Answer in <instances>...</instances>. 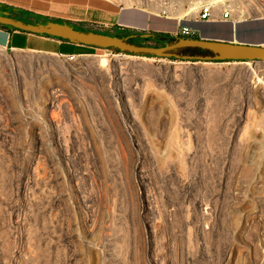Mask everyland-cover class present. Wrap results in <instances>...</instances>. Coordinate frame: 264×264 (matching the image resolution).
<instances>
[{"label": "rangeland", "instance_id": "rangeland-1", "mask_svg": "<svg viewBox=\"0 0 264 264\" xmlns=\"http://www.w3.org/2000/svg\"><path fill=\"white\" fill-rule=\"evenodd\" d=\"M111 1L130 12H144L152 21L167 19L173 23L171 26L176 24V28L187 24L198 32L193 31L198 37L224 40L218 35L210 36L212 30L209 24L212 23L194 19L178 22L167 13H153L135 0H131V5L125 1ZM139 1L143 3L145 0ZM148 1L173 2L176 5L179 0ZM254 3L264 9V0H255ZM255 4L244 2L243 5L251 12L250 16L238 21L231 13L232 20L243 22L264 17V12L258 14L254 10L258 8ZM130 15L136 17L140 25H145L146 18ZM16 16L28 21L25 16ZM29 20L43 21L36 18ZM217 22L215 24L226 28L230 24V20L218 19ZM75 26L111 35L151 33L141 27L119 30L82 24ZM202 32L210 37L203 36ZM169 36L176 37V34L174 32ZM38 47L53 48L49 43H40ZM70 48L65 46L61 51L68 52L72 50ZM81 50L80 54L72 56V60L67 58L71 55L64 57L26 50H5L10 57L15 52L33 54V59L24 60L18 68L23 70L25 78L17 75L13 59L0 56V264L23 263L16 257L12 258L19 247L14 241L13 233L19 230L14 214L24 208L15 190L20 172L18 168H26L32 159L40 160V178L46 185L45 196L42 197L45 208L31 206L33 211V208L38 211L29 212L31 219L28 218L26 224L39 225L31 230L32 247L28 245L26 248L30 246L33 256L37 253L38 259L31 258L25 264H150V258L155 255L166 258V264H183V261L184 264H255L254 260L261 258L259 247L264 240L261 227H255L256 224H264L259 219L264 213V185L259 188L253 186L257 171L264 164V99H256L252 92L246 90L244 79L237 75L207 78L193 73L174 78L135 67L126 70L124 84L128 87L127 97L125 93L119 96L117 92L107 96L106 92L104 94L106 88L100 86L105 78L102 76L113 72L116 58L130 55L88 46ZM84 56L104 57L107 65L102 71L89 67L73 76L59 68L62 63L77 65ZM130 57L169 64L189 62ZM157 79L164 81L163 88H159ZM51 89L57 97L53 107L46 103ZM130 105L143 122L144 128L140 132L131 130L134 122ZM246 115L252 118L247 119ZM59 133L68 138L73 147L67 161L58 148L56 136ZM252 134L255 138L251 137ZM189 136L195 137V142L190 143L194 146L193 165L185 160L190 146L187 145ZM147 141L151 144L150 148L146 145ZM148 150L152 152L150 159L146 157ZM210 151L215 160L212 169L201 164L205 156L211 154ZM246 151H249L248 154L251 152L248 162L251 160L252 163L248 164V168L242 166L238 159ZM221 157H226V165L220 183L218 173L223 170L222 164H219ZM164 165H174L183 173H193L194 178L187 194L174 186L167 187L169 198L176 204V215L171 223L163 220L160 199L153 194L155 182L161 185L159 176L165 169ZM247 169L251 170V174H247ZM210 173H213L212 177ZM242 184L248 187H240ZM238 189H241V198L232 200L229 193ZM140 194H149L147 197L153 200L151 210H143ZM55 196L59 199L54 200ZM84 198L88 202L85 204L90 206L86 205L88 210L83 205ZM212 198L222 208L215 224L223 225L225 230H216L205 241L196 243L186 226L193 221L192 205L189 203L194 199L206 202ZM61 228L70 237L59 242L58 248L56 236H59ZM42 230L49 234L45 235ZM189 250L195 254L193 261L185 260L186 256H193ZM224 250L231 256H223Z\"/></svg>", "mask_w": 264, "mask_h": 264}, {"label": "bare ground", "instance_id": "bare-ground-1", "mask_svg": "<svg viewBox=\"0 0 264 264\" xmlns=\"http://www.w3.org/2000/svg\"><path fill=\"white\" fill-rule=\"evenodd\" d=\"M120 1H125V2L128 3V5H131V3H133V1H131V0H120ZM135 1L137 3H139L140 6H144V7H146V9L152 10L153 13H155V14H158V12L159 13L160 12L167 13L169 15V17H171L174 20H177L178 22L179 21L181 22L182 20H185V19H191L193 17H197V14H198V12L200 10L201 5L210 6L211 9L214 12H217V14H218V12L221 13V14H223L222 13L223 11L229 10V11L233 12V14L237 15L240 18V20H242L245 17L250 16V14H251L250 10H248V8H246L243 5V3L248 1V3H250V4L252 2H253V4H255L254 3L255 0H179L178 2H176L177 3L176 5L173 2H170L168 4H165V3L163 4L162 2H159V1L158 2H155V3L154 2H151V1H148V0H145L143 3H141L139 0H135ZM257 6L258 5H256V7ZM254 10H256L258 14H261V13L264 12L263 7L261 9V6H258V8H255ZM218 15H220V14H218ZM30 54H29V52L28 53L15 52L12 55V57H10L6 53L5 49L0 47V56L5 57L6 59L11 58V59H13L16 62L15 70H16L17 75L20 76V77L23 75L22 74L23 73V70L22 69H19L18 70V68L20 67V64H22V62L24 60L25 61L26 60L28 61V60L33 59V57H32L33 54H32V56ZM67 58L69 60L70 59L71 60L73 59L72 56L71 57H67ZM106 61L107 60L104 57L84 56L82 58V60L80 61L81 63H77V65H72L70 63H64V64L62 63V64L59 65V68L61 69V71H64L67 74H70V75L73 76V75L80 74L82 72V69L84 70V69H87L89 67L90 68H93V69H95V67H96V68H99V70H101V69H103L107 65L106 64L107 63ZM131 67L138 68V69L143 70L145 72L151 70V71H154L155 73L164 74V76H165V74L166 75L173 76L174 78H177L179 76H183V75H186V74H193V73L201 74V75H203V76H205L207 78H217V77H223V76H229V75H237V76H239V77H241V78L244 79V84L246 86L245 88H246L247 91L252 92L254 94V97H256V99H257V97L264 99V65L263 64L260 65L259 63H256V64L252 65L251 63H248V62L247 63H218V64H215V63H201L200 64V63H189V62L188 63H182V62L179 63L178 62V63H171V64H169V63H166L164 61H154V60H151V59H142V60H139V59H136V58L130 57V56H125L123 58H116L114 60V62H113V68H114L113 69V72L112 73H108L109 75L102 76V77H105V78H103V80L100 82V86L106 88V91H104V94L106 92V95L108 94L107 96H112L113 95V92H117V95L121 96L122 93H125V95H126L125 97H127L128 93H129L128 90H127L128 87L125 86L124 83L126 81V75H127L126 74V70L128 71V69L131 68ZM105 74H107V73H105ZM25 75H27V74H25ZM31 75H33V74H31ZM31 75L29 76L30 78L32 77ZM160 76H162V75H160ZM23 77L24 76H22V78ZM158 79L156 81L159 83L160 80H158ZM157 85L159 86V88H163L165 84H164V81H161L160 84H157ZM55 94L56 93L53 91V89H51V90L48 91V96H47L46 103L50 107H53L56 104V98L57 97H56ZM256 99L254 101H256ZM131 105L129 106V108H130V111H131V114H132V117H133V122H134L133 125H132V129L131 130L133 131V129H134V130L140 132V130L143 127L142 126V123L143 122L141 123V121L139 119V116H137L138 114H137L136 110H134L133 106H131ZM245 118L250 119L252 117H248L246 115ZM254 131L255 130H253V132ZM118 136H120V135H118ZM251 137H254L255 138V134H252ZM56 139H57V142H58L59 151H60V153H63L64 154V158L66 159L67 156H69L71 154L70 152L73 150V147L70 146V140L68 138L66 139V137L64 135L63 136L60 135V133L56 136ZM189 139H190L189 140L190 142H188L189 144H187V145H190V143L192 145V143L195 142V137L194 136H192V137L189 136ZM231 139H233V138H231ZM251 139H253V138H251ZM67 140H69V141H67ZM144 140L146 141V138H144ZM148 141H147L146 145L148 146V148H150V145L151 144L149 145V142ZM67 142H69V143H67ZM135 142H136V144L138 146L139 143L137 142V140ZM241 144H243V143L241 142ZM191 145L188 146L189 147V150H187V152H186V159L185 160H187L190 164L193 165L192 162L195 161L194 160L195 156H194V150H193L194 149V146H191ZM208 148H209V146H208ZM209 150H210V148H209ZM249 151H251V150H249ZM249 151H246L247 153H245L243 155H240L238 157V159H239L240 163L242 164V166H244V167L246 166V168H248V166H249L248 164H251L252 163V162H250L251 160H249V162H248V158H249L248 155H250V153H251L250 152L248 154ZM91 152H92V150H91ZM148 152H149V154H148ZM148 152H147V154L146 153L145 154H146V157L150 159V158H152V157H150V152L151 151L148 150ZM210 153H211V151H210ZM205 158L206 159L205 160L203 159V161L201 162V164L204 165V166H206V167H208V168H210V169H212V167L214 165V162H215L213 153L209 154L207 157L205 156ZM65 161H67V159ZM219 161H220L219 164L221 163L222 166H223V170H221L218 173L219 182L221 183L222 182V179L224 178V172H225V170H224L225 167L224 166L226 165V157H223V158L221 157L219 159ZM38 162H40V160H38V159H36V160L35 159H32L28 163V166L26 168H24V169L21 168V170H20V168H18V171H20V172H19L18 178L16 179L17 182H16V190H15L16 194L15 195H16L17 198H19V199L21 198L22 199V201H23L22 204L24 205V208L23 209L21 208V210L19 212H17L16 214H14L15 217H16L15 222H18V224H16V225H18V227H19L18 228L19 229L18 232L13 233V234H15L14 235V241L18 244L19 247L17 246L18 249L15 250V252H14V255L15 256H12V258L13 257H16L18 259V260L16 259L17 261H19V262L21 261L23 263L24 262H28V260H30L31 258L33 259V258L36 257L38 259L37 253H35L36 255L34 254L35 257L33 256V254H32V251L33 250H31L32 245L30 243L31 242L33 243L34 242V241H31V239H32L31 230H32V228L34 229V226L39 225V224H32L31 222H29V224H26L27 223V219L30 218L29 212H31V210H32L31 209V206L32 205H33V207H35V206H38V207L41 206V207L45 208V206H44V204L42 202V197L45 196L44 193L46 192V189H45L46 188L45 187L46 185L45 184L44 185L42 184L43 183L42 182L43 180L41 181V178H40V167L38 166V164H40V163H38ZM154 164L156 165L155 162L153 163V166H154ZM217 164H216V166H217ZM163 167L165 168L164 171H163V173L162 174L159 173L160 174L159 178H160L161 181L158 179L161 182V185H159V183H156L155 182L154 193L153 194H155L156 198L158 197L160 199V203H161V207H162L161 208L162 210H160V211H162L161 212V216H162L163 220L165 221V223H171L173 221V217H175L174 214L176 212V208H175L176 207V204H175V202H173V200H171V198H169V192L167 191V187L172 188V186H174L175 188L178 189V191L187 194L188 191L191 189L192 185L194 184V178H193V173L192 174L191 173L190 174H187V172L183 173L177 167H175L174 165H169V166H166V167L164 165ZM210 169H208V170H210ZM215 170H217V169L215 168ZM153 171H155V170H153ZM217 171H219V170H217ZM211 172H213V171H211ZM210 174H211L210 177H212V174L213 173H210ZM247 174L248 175L251 174V170L250 169H247ZM153 176H154V172H153ZM155 176L157 177L156 174H155ZM147 178H149V177H147ZM253 182H254L253 186L255 185L257 188L262 187L264 185V164L263 163H262V165H260V168L258 169L257 175L255 177V181H253ZM40 184H41V186H40ZM91 184H93V183H91ZM94 184H95V182H94ZM47 185H48V182H47ZM245 186H247V185H245ZM245 186L242 184V186H240V187L243 188ZM241 189L234 190V192H230L229 193V197L232 200L233 199H240L241 198V195H240ZM226 195L228 196V194H226ZM147 196H143L142 194H140V200H141L142 208L145 211H147L149 209L150 210L152 209L151 208V204H152L151 201H153V200L150 201V199H149L150 197H147ZM56 197L57 196H55L53 199L55 200ZM40 199H41V201H40ZM58 199L59 198H57L56 200H58ZM186 199H187V197H185V200ZM215 199H217V197ZM215 199L212 198V199H210V200H208L206 202H203L202 200L199 201V200L194 199V200H192L189 203V204L192 205V212H193L192 213V216H193L192 219H193V221H191L190 224H186V226H188V228H189L190 237H193L196 243L197 242L199 243L202 240L205 241V238L208 237V236L210 237V235L213 232H215L216 230L217 231L218 230H220V231H224L225 230V228L223 227V225L215 224L216 221H217L218 216L221 215L219 213L221 212V209H222V208H219L218 204H216V200ZM43 200H44V202H46L45 199H43ZM86 202L87 201H85V198H84L83 199V205H84L85 208H86V205L89 206L88 204H85ZM204 205H205V208H206L205 210H203V206ZM152 206H153V204H152ZM223 208L225 209V207H223ZM33 209L35 211L36 208H33ZM86 209L88 210L89 208L87 207ZM223 212L224 211L222 210V213ZM41 214H43V213H41ZM33 219H35V218H33ZM259 219H260V221H262L264 223V213L260 216ZM189 220H191V219H189ZM167 225H172V224H167ZM183 225H185V224H183ZM255 227H258V228L261 227V231L263 230V232H264V224H256ZM43 230H42V232H44ZM60 230H61V232H60L59 236L58 237L56 236V238L58 239V240H56L57 241L56 243L58 244L57 245L58 248H59V244H60L59 242L63 241L65 238L70 237V235L68 233H65L62 228ZM47 234H49V232H46L45 233V235H47ZM28 245H31V247L29 246L28 248H26V246H28ZM33 246L35 247L36 245H33ZM39 247H41V246H39ZM29 248H30V250H29ZM259 248H261V252H260L261 253L260 254L261 255V258L254 260V263L255 264H264V240L261 241V244H260V247ZM27 249L29 251H27ZM182 250H180V251H182ZM190 251L191 250H189V253H190ZM259 251H260V249H259ZM227 252L228 251H225L224 250V252H222L223 253V256L227 255ZM184 253H182V254H184ZM187 255H188V253H187ZM190 255H193L192 258L190 256H186V259H185L186 261H190V260L193 261V259L195 257V254H193V252H192V254H190ZM228 255H230V254H228ZM230 256H228V257H230ZM163 258L162 257H158V256L155 255V257L150 258V264H166V260H165L166 258L165 259H163ZM229 260H230V258H229ZM183 264H184V261H183ZM218 264H222V262H219Z\"/></svg>", "mask_w": 264, "mask_h": 264}, {"label": "crops", "instance_id": "crops-1", "mask_svg": "<svg viewBox=\"0 0 264 264\" xmlns=\"http://www.w3.org/2000/svg\"><path fill=\"white\" fill-rule=\"evenodd\" d=\"M0 4L33 13L39 16V19L62 20L77 26L82 24L95 27H116L119 30L141 27L147 32L169 35L173 34L177 29V25L174 24V27L171 26L173 23L167 19L152 21L150 17H146L144 12H130L111 0H0ZM222 13H224V11ZM231 13L238 21L243 20H240L233 12ZM130 14L139 16L140 18H146L145 25H140L135 19L136 17H131ZM218 14L212 10V17L214 20H218L222 17L221 13L218 12ZM232 15L230 22H228L230 23L228 28L215 24L219 23L217 21L205 22L212 23L209 24V29L212 30L210 36L218 35L224 40L240 41L264 47V17L237 22L236 20H232ZM194 18L196 17L191 19ZM194 26L199 25L194 24ZM200 31H202V29H200ZM196 34H198V32H196ZM203 34L202 32V35ZM223 35L228 36L225 38ZM203 36L210 37L209 35ZM40 43H49L53 48H40L38 47ZM65 46H71L70 49L72 50L62 52L61 48ZM0 47L5 50H26L51 54L52 56L78 55L83 48L82 45L68 44L61 40L49 39L2 27H0Z\"/></svg>", "mask_w": 264, "mask_h": 264}, {"label": "water", "instance_id": "water-1", "mask_svg": "<svg viewBox=\"0 0 264 264\" xmlns=\"http://www.w3.org/2000/svg\"><path fill=\"white\" fill-rule=\"evenodd\" d=\"M26 20L28 21L21 20L16 15L0 13V25L2 26L37 36L69 41L72 44L104 50L113 49L124 55L175 59L192 63H264L263 46L240 41H219L207 37H167L161 33L111 35L97 30H79L76 29L79 27L69 22L56 19H43V21L35 22H30L29 18ZM136 41H142V43Z\"/></svg>", "mask_w": 264, "mask_h": 264}, {"label": "built area", "instance_id": "built-area-1", "mask_svg": "<svg viewBox=\"0 0 264 264\" xmlns=\"http://www.w3.org/2000/svg\"><path fill=\"white\" fill-rule=\"evenodd\" d=\"M222 20H231V12L229 10L224 11L222 14V17L220 18ZM196 21H203V22H210V21H217L214 20L212 17V9L210 6H203L201 10L198 12L197 17L194 18ZM176 35H192L193 30L192 28L187 24H180L179 27L175 31ZM67 56V55H62ZM73 56V55H71Z\"/></svg>", "mask_w": 264, "mask_h": 264}, {"label": "trees", "instance_id": "trees-1", "mask_svg": "<svg viewBox=\"0 0 264 264\" xmlns=\"http://www.w3.org/2000/svg\"><path fill=\"white\" fill-rule=\"evenodd\" d=\"M0 13L1 14L2 13H7V14H10V15H20L21 17L25 16L26 18L39 19V16H37V15H35L33 13L25 12L24 10H20V9L11 8L9 6H5V5H2V4H0ZM60 21H62V20H60ZM0 27H2V28H10L12 30H16V29H13L11 27H5V26H2V25H0ZM78 29L79 30H86V29H83V28H78ZM113 29H117V28L114 27ZM27 34H29V33H27ZM161 34L164 35V36H167V37L169 36V34H163V33H161ZM176 36H183V37H187V38H198V36L195 35V34H192V35H176ZM45 38L57 39V38H50V37H45ZM57 40H60V39H57ZM61 41H63V40H61ZM63 42L71 43L69 41H63ZM73 43H76V42H73ZM83 48H86V46H83ZM170 60H174L175 61V59H170Z\"/></svg>", "mask_w": 264, "mask_h": 264}, {"label": "flooded vegetation", "instance_id": "flooded-vegetation-1", "mask_svg": "<svg viewBox=\"0 0 264 264\" xmlns=\"http://www.w3.org/2000/svg\"><path fill=\"white\" fill-rule=\"evenodd\" d=\"M142 41H144V40H142ZM142 41L140 43H142Z\"/></svg>", "mask_w": 264, "mask_h": 264}]
</instances>
